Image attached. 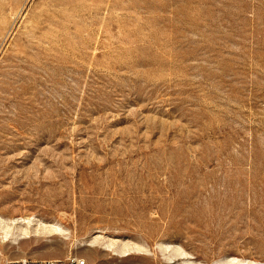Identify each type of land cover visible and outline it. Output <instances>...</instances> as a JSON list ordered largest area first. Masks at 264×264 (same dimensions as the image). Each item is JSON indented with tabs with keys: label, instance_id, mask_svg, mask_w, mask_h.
<instances>
[{
	"label": "rangeland",
	"instance_id": "obj_1",
	"mask_svg": "<svg viewBox=\"0 0 264 264\" xmlns=\"http://www.w3.org/2000/svg\"><path fill=\"white\" fill-rule=\"evenodd\" d=\"M0 228V264H264V0H0Z\"/></svg>",
	"mask_w": 264,
	"mask_h": 264
},
{
	"label": "built area",
	"instance_id": "obj_2",
	"mask_svg": "<svg viewBox=\"0 0 264 264\" xmlns=\"http://www.w3.org/2000/svg\"><path fill=\"white\" fill-rule=\"evenodd\" d=\"M4 264H88L84 258L71 255L68 258H17L8 259Z\"/></svg>",
	"mask_w": 264,
	"mask_h": 264
},
{
	"label": "bare ground",
	"instance_id": "obj_3",
	"mask_svg": "<svg viewBox=\"0 0 264 264\" xmlns=\"http://www.w3.org/2000/svg\"><path fill=\"white\" fill-rule=\"evenodd\" d=\"M1 229V228H0ZM53 230L54 231H57V232H63L64 231V229L62 228V227H60V226H55L54 228H53ZM10 237V233H9V231H7L6 229H3V234H2V239H3V241H6L8 238ZM0 253H1V250H0ZM69 257V256H68ZM242 264H257V263H253V262H248V263H246V262H244V263H242Z\"/></svg>",
	"mask_w": 264,
	"mask_h": 264
}]
</instances>
